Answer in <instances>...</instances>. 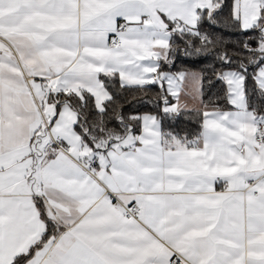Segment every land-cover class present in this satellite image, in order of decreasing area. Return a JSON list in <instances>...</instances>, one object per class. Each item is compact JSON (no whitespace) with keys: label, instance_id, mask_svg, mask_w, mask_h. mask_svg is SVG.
Wrapping results in <instances>:
<instances>
[{"label":"snow or ice","instance_id":"6c2138e0","mask_svg":"<svg viewBox=\"0 0 264 264\" xmlns=\"http://www.w3.org/2000/svg\"><path fill=\"white\" fill-rule=\"evenodd\" d=\"M0 264H264V0H0Z\"/></svg>","mask_w":264,"mask_h":264},{"label":"trees","instance_id":"16d2710c","mask_svg":"<svg viewBox=\"0 0 264 264\" xmlns=\"http://www.w3.org/2000/svg\"><path fill=\"white\" fill-rule=\"evenodd\" d=\"M206 66H207V62L193 63L191 61H187L181 58L177 61L175 67L166 68V69L172 70V71H180V70H185V69L198 71ZM216 91H217L216 88L207 89L206 98L208 95H211L212 93ZM157 92H158V89H154L153 92L149 93L147 96L142 95L140 93L134 94L132 92H124L123 93L124 98L127 101H129L128 103L124 104L125 111L129 113L152 111L153 108L146 101H148L149 98H151L152 100L158 99L156 95ZM173 127H175L177 130L191 131L195 128V124L190 123L187 119L181 118L175 124H173Z\"/></svg>","mask_w":264,"mask_h":264},{"label":"crops","instance_id":"0c3cea01","mask_svg":"<svg viewBox=\"0 0 264 264\" xmlns=\"http://www.w3.org/2000/svg\"><path fill=\"white\" fill-rule=\"evenodd\" d=\"M166 71H171V72H178V71H172V70H168V69H165ZM193 71H195V70H193ZM186 100H187V102L191 105V104H193L194 102L191 100V99H189V98H185Z\"/></svg>","mask_w":264,"mask_h":264}]
</instances>
